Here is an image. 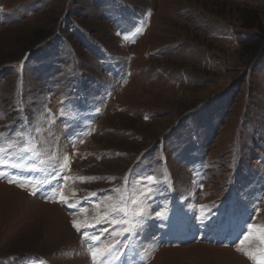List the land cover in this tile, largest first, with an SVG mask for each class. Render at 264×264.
<instances>
[{
    "label": "rangeland",
    "instance_id": "rangeland-1",
    "mask_svg": "<svg viewBox=\"0 0 264 264\" xmlns=\"http://www.w3.org/2000/svg\"><path fill=\"white\" fill-rule=\"evenodd\" d=\"M0 148V264H264V0H0Z\"/></svg>",
    "mask_w": 264,
    "mask_h": 264
},
{
    "label": "snow or ice",
    "instance_id": "snow-or-ice-1",
    "mask_svg": "<svg viewBox=\"0 0 264 264\" xmlns=\"http://www.w3.org/2000/svg\"><path fill=\"white\" fill-rule=\"evenodd\" d=\"M16 136L22 138V134L19 133V132L16 133ZM6 139H10V138H6ZM20 147L23 149L24 152H27L28 151V149L27 148H24L23 145H20ZM5 151H6V149L0 148V167H6V166H9V167H19V161L16 160V159H14V158H9L8 156H6L5 155ZM147 179L148 180H154L155 178L150 175ZM60 200H61V202H66L67 201V198L64 197L63 194L61 193L60 194ZM133 203H135V201H133ZM119 214H122L123 217H124V220L122 221V223L127 224V223L130 222V221L127 220V216L129 215V212L126 210L125 207H120L119 208ZM131 214L133 215L134 218L137 217V216H139V219L136 221V223L139 224V225H141V226H142L143 222L148 218V214L145 213L142 208L133 211ZM111 219H115V217H112ZM73 223H74V226H76L77 227V230L79 231V225L75 221ZM88 226L91 227L92 225L89 224ZM129 234H131V231H129ZM93 239H95V238L94 237H88L87 238L88 242H91ZM258 239H259V241H260L261 244H264V233H262L258 237ZM98 248H99V244L97 245V249ZM108 254H110V252ZM90 255L92 257L93 264H97V257H98V255H100V253L98 252V250H93L90 253ZM104 258H106V256H102L101 257L99 264H103V259Z\"/></svg>",
    "mask_w": 264,
    "mask_h": 264
},
{
    "label": "bare ground",
    "instance_id": "bare-ground-1",
    "mask_svg": "<svg viewBox=\"0 0 264 264\" xmlns=\"http://www.w3.org/2000/svg\"><path fill=\"white\" fill-rule=\"evenodd\" d=\"M153 264V263H152Z\"/></svg>",
    "mask_w": 264,
    "mask_h": 264
},
{
    "label": "trees",
    "instance_id": "trees-1",
    "mask_svg": "<svg viewBox=\"0 0 264 264\" xmlns=\"http://www.w3.org/2000/svg\"><path fill=\"white\" fill-rule=\"evenodd\" d=\"M251 29V28H250Z\"/></svg>",
    "mask_w": 264,
    "mask_h": 264
}]
</instances>
